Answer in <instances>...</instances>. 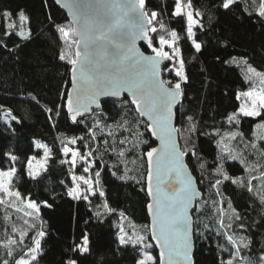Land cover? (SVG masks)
I'll use <instances>...</instances> for the list:
<instances>
[{"label": "trees", "instance_id": "1", "mask_svg": "<svg viewBox=\"0 0 264 264\" xmlns=\"http://www.w3.org/2000/svg\"><path fill=\"white\" fill-rule=\"evenodd\" d=\"M191 3L193 10L202 14L194 18L203 29L193 27L196 39L202 43L199 53L187 38L186 18L172 16L174 0H146L144 10L149 15L157 12V20L150 25V28L156 27L157 32L149 31L150 38L155 37L158 41L163 35L170 40V32H177L174 47L179 49V55L166 66L179 67L182 58L188 77V83H182L184 94L176 111L175 124L180 129L177 135L181 150L185 148L183 134L191 137L188 147L194 145L197 153L196 157L185 156V163L202 193V199L197 203L200 211L193 216V262L219 264L220 257L226 259L229 255L219 247L226 245V240L216 235V231L229 234L233 231L219 226L220 201H223L225 223L229 222L232 209H235L242 217V220L233 221L236 233L252 241L250 249H242V254L258 264L260 253L264 252V205L259 201V196L264 194V177L260 176L264 168L253 170L248 165L264 164V157L245 145L255 143L258 149L264 148V109H260L261 116L257 117H244L239 109L241 95L264 86L260 77L248 71L251 65L264 73V21L255 14L258 8L250 0H239L228 11L218 7L220 0H191ZM20 9L28 20L22 23L15 15L13 19L17 28L22 24L25 35L31 30L28 39H22L11 28L8 31L12 34L5 36L6 23L0 20V106H3L0 108V171L14 166L17 171L13 177V189L19 190L26 202H35L40 211L37 214L25 210L18 201L0 205V260L7 258L9 264H15L23 255L17 252L14 257L7 256L3 244L9 238L18 240L22 232H27L25 243L30 244V237L42 230L46 235L41 238L43 254L39 257V264H65L68 258L76 259L77 264H138L145 254L152 256L154 264H158L157 253L149 238L146 243L151 247L143 248L141 245H121L119 234L123 229L122 235L137 233L149 237L143 153L154 146L146 125L127 99L102 103L107 119L100 124L103 133L100 128L94 129L96 141L90 139L83 124H73L67 116L61 94H66L69 89L72 65L68 60L75 56V44L71 43L73 36L65 39L59 32V27L70 22L50 0H0V13L9 10L15 14ZM160 24L164 27L161 28ZM155 46L159 47L158 43ZM140 48L146 54H153L147 45ZM164 50L173 54L167 46ZM60 55H64L65 60H60ZM163 79L179 78L175 77L174 71H163ZM33 95L39 103L31 99ZM49 108L53 109L52 113H48ZM7 110H11L17 120L5 117ZM56 110L61 112L59 117ZM233 114L235 118L230 121L228 117ZM101 116L102 113L94 112L86 123L92 125L93 119H101ZM189 116L194 117L195 132L186 131L191 126ZM122 119L131 125V132L118 127ZM109 130L118 139L129 138L123 157L105 150L104 140L109 144L114 142L113 136L107 135ZM233 133H242V137L232 139ZM74 136H84L85 139L70 147L80 148L83 143H88L93 150L89 158L94 160L95 166L89 176L95 179L94 173L100 172L99 188L106 194L105 197H90V204L67 195L72 189V171L67 163L61 162L65 160L62 148L67 138ZM143 140L147 143H141ZM37 145H45L49 150L46 161L45 149ZM231 149L237 151L231 152ZM241 151L247 155L245 163H241ZM6 153L15 155L17 160L11 161ZM229 155L236 158L228 159ZM33 156L36 157L33 164L40 160L45 164L43 169L33 165L32 171L39 173L35 179L27 174L26 168L27 160ZM221 162L230 177L245 181L258 177L252 180L253 192L218 177L216 169ZM200 163H204L203 169ZM124 176L135 179H122ZM217 178L222 182L213 188ZM217 191L220 195L216 194ZM45 201L51 207H45ZM105 201L117 212L108 215L102 207ZM229 202L232 208L227 207ZM97 211L103 214L100 218L95 215ZM120 212L124 213L123 217ZM101 219L103 223H100ZM241 223L245 225L244 229L235 227ZM206 225L213 231H208ZM85 232L90 237L89 252H72L73 244L78 243ZM236 264L244 262L237 260Z\"/></svg>", "mask_w": 264, "mask_h": 264}, {"label": "snow or ice", "instance_id": "2", "mask_svg": "<svg viewBox=\"0 0 264 264\" xmlns=\"http://www.w3.org/2000/svg\"><path fill=\"white\" fill-rule=\"evenodd\" d=\"M239 0H220L219 8L228 11ZM146 0H68L64 7L72 15V22L67 26L59 27V32L67 39L69 36L75 37L71 43L75 44L76 52L75 58L68 60L72 65L71 86L72 90L66 94H61V99L65 101L64 107L67 110V116L73 124H83L87 129V135L92 141L97 140V135L94 129L100 128L102 120L107 119V113L104 112L101 104V97H120L122 93H128L131 97V104L135 106V111L140 116L147 117L151 123L148 124V129L151 134L161 142V148L158 150L153 147L143 153L147 158V194L153 197L154 203H148L147 209L149 214L153 217L151 226V239L155 240L161 247L160 264H176L174 257L182 259L184 264H193L192 261V235L194 232L193 225L195 221L193 216L200 209L197 207V198L201 195L198 188L195 186V178L188 170V165L184 161V157L191 154L196 157L195 146L188 147L191 144L190 136H183L185 139V148L181 150L177 143L176 135L180 133V129L173 126V108L179 103L184 94L182 83H188V77L185 74V63L181 58L179 60V67L165 66L161 69L162 61H172L174 56L179 55V49L174 47L178 40L176 31L170 32L171 39H166L163 35L159 36L158 41L155 37L150 38L148 33L157 32L156 27L148 28L147 25H152L153 21L157 20V12L153 11L149 15L145 9ZM251 15V11H249ZM255 14L264 21V0H259L258 10ZM18 18L22 23L28 20L23 9L13 14L9 10H4L0 13V20L5 21L6 28L4 35H11L9 28L15 31V34L22 39H28L31 36V30L25 35L23 26L17 28L13 17ZM199 11H194L191 0H174L172 16L176 18H186V35L191 41L193 48L197 53L202 50V43L196 39L193 27L203 29V25L194 17L201 16ZM163 28L164 25L160 24ZM138 40L146 41L148 49L153 55H147L140 51L136 46ZM158 43L159 47L155 44ZM165 46L172 50V55L165 51ZM6 47V45H5ZM60 60H65L64 55H60ZM245 63L247 61L245 60ZM162 71H174L175 77L178 80L161 78ZM248 71L257 77H260L261 83H264V73L257 71L251 65L248 66ZM31 95V94H30ZM246 97L251 98V107L242 105L239 113L244 117L261 116L258 109H264V88L259 91H248L244 93ZM239 99V96H237ZM31 99L39 103L38 99L33 95ZM108 103V101H104ZM3 108V106H0ZM59 109V106H58ZM94 109L100 110L102 113L101 119H93L92 125H88L86 120L89 118L88 114H94ZM48 113H52L53 109H47ZM61 112L56 110V116L59 117ZM5 117L11 120H17L12 114L11 110L5 112ZM235 118L228 117L231 121ZM49 119L52 117L49 115ZM191 122V126L186 131L195 132L194 117H187ZM105 127H108L105 125ZM118 127L125 132H131L132 127L126 120H121ZM101 133L104 128H100ZM108 136H113L114 142L109 144L108 140H104L106 151L116 152L118 156L125 155V145L129 138L124 137L118 139L114 133L109 130ZM237 136L242 137V133H233L232 139ZM84 136H74L67 138V143L62 148L64 156L70 155V160H62V163L70 164L72 170L77 168V161L83 168L84 173H90L95 166L92 157L93 150L88 143H83L80 148H73L69 145H77L78 142L84 141ZM146 144L147 140L141 141ZM134 147L138 145H133ZM38 148H44L45 161L49 157V150L45 145H37ZM251 147L264 157V148H257L255 143L245 145V148ZM87 150V151H84ZM231 152H236L237 149H231ZM11 161H16L17 157L11 153H6ZM243 157L241 163L247 161V155L244 152H239ZM235 155H229L228 159H235ZM220 159V158H218ZM36 157H30L27 160L26 168L27 174L35 179L39 174L33 172V161ZM162 161H166L171 172L174 175L168 174L165 178L162 170ZM200 168L205 167L204 163H200ZM253 170L264 168V164L250 163L248 165ZM40 169L45 167L43 162L38 164ZM16 168L13 166L9 170L0 171V205L7 203V198L14 197L16 200H22L23 197L19 190L12 189L13 177L16 174ZM218 177H222L223 181H230L241 187H246L247 191L253 192L254 186L252 180L258 177L253 176L251 179L245 181L239 177H230L223 167L221 162L220 167L216 169ZM95 179L91 176L75 175L73 174V181H80L84 185L78 183L75 188L70 190L67 195L73 200H84L91 203L90 197H105V192L100 190V172L94 173ZM264 177V172L260 173ZM122 179H135L133 176H124ZM155 180V193L153 192V181ZM140 183L139 180H136ZM221 179L217 178L212 185L216 188L221 184ZM164 188L172 195L165 200L161 199V192ZM220 195L219 191L216 193ZM261 205H264V194L259 196ZM213 203H216L213 201ZM26 208L33 210L39 214V206L28 200L25 204ZM45 207H51L44 202ZM102 207L107 210V214L116 213L117 210L110 208L105 201ZM232 208L231 203L227 205ZM233 216L228 218V223H225L223 201H220V212L218 223L220 228L232 229V234L227 231L221 233L216 231V235L223 236L226 240V245H219L221 251L228 252L229 255L225 259L220 257L219 264H236L237 260L243 261L244 264H257L250 257L242 254V249H250L251 239L243 236H238L235 231L233 221L242 220L239 213L232 209ZM95 215L100 218L103 214L97 211ZM119 215L123 217L124 213ZM103 219L100 223H103ZM27 223V222H25ZM34 227V226H33ZM240 229H244L243 223L236 225ZM208 231H213L206 225ZM123 232V229H121ZM46 235L44 231L30 237L31 243L26 244L25 238L28 237L27 232H22L19 239L9 238L3 247L7 249V256L14 257L17 252H22L23 255L16 259L15 264H39V257L43 254L41 247V238ZM203 235V233H201ZM148 236L144 234L132 233L131 235L124 234L120 236V244L132 246L141 245L143 248L151 247V244L146 243ZM90 245V237L85 232L78 243H74L71 251L80 254L88 253ZM231 247H228V246ZM27 257V259H25ZM0 264H9V259L0 260ZM65 264H77L74 258H68ZM138 264H154L153 258L145 254L143 259L138 261ZM258 264H264V252H261L258 257Z\"/></svg>", "mask_w": 264, "mask_h": 264}, {"label": "water", "instance_id": "3", "mask_svg": "<svg viewBox=\"0 0 264 264\" xmlns=\"http://www.w3.org/2000/svg\"><path fill=\"white\" fill-rule=\"evenodd\" d=\"M54 3V5H56V7L63 12V14L66 16L67 20L71 23L72 22V15L71 13L68 11V9L66 7H64L65 3L68 2V0H50ZM146 27L150 28L149 25L146 24ZM75 38V37H73ZM142 45H147L146 41H143V40H138L136 42V46L137 48L141 50L140 46ZM76 52V46L74 47V53ZM144 52V51H142ZM145 53V52H144ZM146 54V53H145ZM147 55H153V54H147ZM75 58V56H74ZM170 61H162L161 63V69H163L167 64H169ZM161 78H163V71H162V74H161ZM72 90V86H71V73L69 71V89H68V92ZM67 92V93H68ZM182 98V97H181ZM123 99H127L129 101V104H131V97L128 95V93H122L120 97H101L100 100H101V104L104 102V101H108V102H121L123 101ZM181 104V99L179 101V103H177L174 108H173V113H174V116H173V126L176 127V124H175V120H176V111L179 107V105ZM132 107L134 108V111H135V106L132 105ZM67 111V110H66ZM94 112H100V110L98 109H94ZM136 115L139 116L140 120L144 122V124L146 125V132L147 134L150 136V139L153 143V146L155 148H157L158 150L161 148V142L159 139H157L155 136H153L151 134V131L148 129V124H150L151 122L147 120V117L144 116H140L139 113L137 111H135ZM91 114H88V116H90ZM70 119V117H68ZM176 139H177V143H178V135H176ZM180 147V145H179ZM145 158V168H146V174H145V195H146V200L147 201V204L148 203H154L153 201V197H150L148 194H147V180H146V177H147V168H148V165H147V158L146 156H144ZM184 161H185V157H184ZM162 170H163V173H164V176L162 178H165L168 174H171V175H174L175 173L174 172H171L170 169H169V166L167 165V162L166 161H162ZM189 170V168H188ZM190 172V170H189ZM193 176V175H192ZM195 178V177H194ZM196 182V180H195ZM195 186L198 188L199 190V187L197 186V184L195 183ZM163 188V191L161 192V199L162 200H165L167 199L168 197H170L172 194L169 193L167 191L166 188H164V185L161 186ZM200 191V190H199ZM153 192L155 193V180L153 181ZM201 193V191H200ZM202 199V193L201 195L197 198V203L200 202ZM147 204H146V207H145V211H146V216H147V222H148V232H149V239H150V242H152V245H153V248L155 250V253H157V259H158V264H160V253H161V247L159 244H157V242L155 240H152L151 239V226H152V220H153V217L149 214L148 212V209H147ZM193 236H194V232H193V235H192V240H191V243H192V252H191V255H192V261H193V255H194V241H193ZM174 260L176 262V264H184V262L182 261L181 258L179 257H174ZM194 264V262H193Z\"/></svg>", "mask_w": 264, "mask_h": 264}, {"label": "rangeland", "instance_id": "4", "mask_svg": "<svg viewBox=\"0 0 264 264\" xmlns=\"http://www.w3.org/2000/svg\"><path fill=\"white\" fill-rule=\"evenodd\" d=\"M258 2H259V0H250V3L252 4V5H255L257 8H258ZM262 88H264V86L262 87ZM261 88H257V89H254V90H252V91H259ZM240 100H241V105H240V107L242 106V105H248L249 107H251V103H252V101H251V98H249V97H246L245 95H241L240 96ZM259 111H261L260 109H258ZM262 130H263V127H262ZM90 159V158H89ZM65 160H70V155L69 156H65ZM37 163H35L37 166H38V164L40 163V162H42V160H40V161H36ZM35 164H33L34 166H35ZM68 164V163H67ZM68 166H69V169H70V171H72L71 172V182H72V189L73 188H75L76 187V185L78 184V183H80L81 184V188H83L84 187V185L82 184V182H80V181H73V179H72V176H73V174H75V175H84V176H86V177H88L89 175H90V173H84L83 172V168H82V166L80 165V162H79V160L77 161V168H78V172H76L75 170H72L71 169V167H70V164H68ZM11 187H12V189H13V185H11ZM71 189V190H72ZM69 192V191H68ZM17 201L19 202V206L21 207V208H23V209H25V210H27L28 208H26V206H25V204H26V201L24 200V199H22V200H16L14 197H12V198H7V202H11V203H17ZM28 210H31V209H28ZM119 234H120V236L123 234V232L120 230L119 231Z\"/></svg>", "mask_w": 264, "mask_h": 264}]
</instances>
